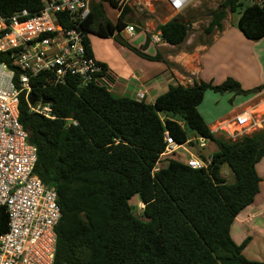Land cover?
Returning <instances> with one entry per match:
<instances>
[{
	"label": "trees",
	"instance_id": "trees-1",
	"mask_svg": "<svg viewBox=\"0 0 264 264\" xmlns=\"http://www.w3.org/2000/svg\"><path fill=\"white\" fill-rule=\"evenodd\" d=\"M105 2L120 11L116 23L107 16ZM124 3L92 4L81 23L90 55L89 34L109 38L123 33L128 25L124 20L132 11ZM43 6V0H0V15L12 17L27 10L33 16ZM240 8L239 30L250 41L263 39L264 6L253 0H224L212 10L204 34L222 31L224 19ZM189 15L195 19L202 12ZM59 21L73 27L69 16H59ZM192 23L190 17L179 16L158 30L166 43L180 46ZM144 49L136 52L158 59ZM0 64L15 69V84L20 87L12 52H0ZM101 66L102 81L86 87L75 79L48 84L47 73L31 79L34 106L44 103L53 118L34 112L27 92L20 94L19 121L38 150L34 174L58 195L61 219L54 264H264L243 254L251 238L238 245L231 235L235 219L260 193L257 165L264 157V129L229 141L215 135L199 111L208 90L248 96L264 92V83L252 90H244L232 77L219 85L178 84L147 103L115 95L111 82L104 79L107 65ZM166 134L179 145H194V137L214 142L217 151L208 169L195 170L170 158L155 171L166 150ZM226 167L233 175L231 182L223 173ZM135 196L144 205L140 217L130 203ZM8 224L7 210L0 206V235Z\"/></svg>",
	"mask_w": 264,
	"mask_h": 264
},
{
	"label": "built area",
	"instance_id": "built-area-1",
	"mask_svg": "<svg viewBox=\"0 0 264 264\" xmlns=\"http://www.w3.org/2000/svg\"><path fill=\"white\" fill-rule=\"evenodd\" d=\"M43 1V9L33 16L27 10L12 17L0 15V52H12L13 65L20 71L17 87L15 69L0 64V206L6 208L9 216L8 230L0 235V264H54L56 227L61 219L56 190L34 174L38 150L19 121L21 92L26 91L28 97L31 79L43 73L50 74L48 84L63 85L68 79H75L81 87L101 82L104 73L101 64L90 55L87 33L81 28L92 4L100 0ZM159 1L174 17L197 7L202 0ZM253 2L264 6V0ZM59 16H69L68 23L73 27L61 24ZM125 30L130 37L135 35L134 26L127 25ZM149 37L155 46L166 43L158 29ZM261 106L264 107V94L258 104L246 107L212 132L232 125L236 129L225 135L235 140L264 129V110L261 114L257 112ZM31 108L53 118L51 109L42 103ZM194 140L197 145L201 142L200 148L206 147V139ZM166 141L161 158L177 157L178 151L184 149L189 152L185 163L192 169H208L211 165V159H202L186 150L188 144L179 145L168 134Z\"/></svg>",
	"mask_w": 264,
	"mask_h": 264
},
{
	"label": "crops",
	"instance_id": "crops-1",
	"mask_svg": "<svg viewBox=\"0 0 264 264\" xmlns=\"http://www.w3.org/2000/svg\"><path fill=\"white\" fill-rule=\"evenodd\" d=\"M240 14L241 12L236 20H228L227 16L223 21V30L214 34L210 43L196 45L191 50H187V44L174 46L164 43L156 46L155 54H147L148 51L147 53L143 51L146 55L157 56V60H148L139 55L135 68L122 61L121 66L113 71L109 60L98 58L94 53L93 56L100 64L107 65L108 71L104 79L111 82V91L115 95L144 99L147 103H154L155 99L166 93L171 86L180 84L189 87L201 81L219 85L228 77L241 82L244 90H250L264 83V38L257 42L248 40L237 27ZM238 43L242 47L244 61L252 65L258 73L257 81L251 86L243 84V81H249L247 77L238 78L240 76L236 74L238 63L235 50ZM232 53H234L233 57ZM240 75H243V72ZM262 94L263 92L248 96H233L232 99L230 97L233 107H227L226 111H220L207 118L203 116V118L211 129L217 124L232 119L234 117L231 115L232 112L247 101L251 102L246 107L258 104L256 98L259 96L260 101ZM219 104L220 99L215 101L214 105L217 108ZM260 178L262 179L260 193L254 203L235 219L231 235L238 245L245 239L251 238L243 254L251 261L264 263V179L262 176Z\"/></svg>",
	"mask_w": 264,
	"mask_h": 264
},
{
	"label": "rangeland",
	"instance_id": "rangeland-1",
	"mask_svg": "<svg viewBox=\"0 0 264 264\" xmlns=\"http://www.w3.org/2000/svg\"><path fill=\"white\" fill-rule=\"evenodd\" d=\"M223 1L224 0H202L200 3L197 4V7L190 8L191 11L189 9L182 15H179L180 17H184L185 19L190 17L194 22L191 24L189 36L186 39V41L182 44V46L187 44L188 45L187 50H191L192 48L196 47V45L198 46L201 44H208L211 42L214 34H216L217 31L214 32L213 35L207 36L204 34V29L210 23L211 18L209 17V14L212 12V10L217 9L218 6ZM126 3L131 8L132 11L130 14H128V16H126L124 22L128 24V26L135 27V35L133 37H130L126 30L123 33H120L119 36H114V37H109V38L100 37L96 34H89L92 52L98 58H105L109 60L112 65L111 70L113 71L117 70L123 62L128 63L130 67L135 68L136 59L140 58L136 50H141L145 48L144 51L145 53H147L146 51H148L147 54L157 53L156 46L154 44H151L150 42H147V39H150L149 37L150 34H154L157 31L159 25L166 23L176 17H179V16L171 17L172 13L159 0H127ZM104 5H105L107 16L114 23H116L117 18L119 17L120 11L116 8L111 7L110 4L107 2H105ZM197 10L201 11L202 15L198 16V18L193 19V16L189 14H191L192 11L196 13ZM240 11H241V8L236 13H233V14L230 13L227 19L236 20L239 16ZM145 45L147 47H145ZM233 56H234V53H232V57ZM235 56L237 57L236 60L238 63L236 74L240 76L238 78L247 77L249 81H243V84H246L247 86H251L255 84V82L258 79V76H257L258 73L254 70L252 65L244 61L242 47L239 43L235 50ZM242 72H243V75H240L242 74ZM254 88L256 87H252L250 90ZM233 96L234 94H229V93L218 94V93H215L209 90L205 94L204 101L200 105L199 111L202 114V116H204L205 118H207V116L210 117L214 114H217L220 111H224V110L226 111L227 107H233V104L231 102V99ZM219 99H220V104L217 105V108H216L214 104H215V101L217 102ZM258 99H259V96L256 98L257 103L259 102ZM250 102L251 101H247L244 105L236 108V110L232 112L231 115L235 116L236 114L244 111V109L246 108V105ZM208 109L210 112L208 111ZM263 110H264V107L261 106L257 111L258 114H261ZM228 117H230V115ZM220 125L221 124H217L216 126L212 127L211 131L215 130ZM184 126L186 127L185 124ZM225 128L227 131L220 130V131L215 132L214 134L226 140H229V141H235L239 139V138H236L234 140V139L229 138L227 135H225V133L227 132L230 133L234 131L236 129L234 126L230 125V126H226ZM191 135L193 136V134ZM192 139H193V143L195 144L192 146L186 145L185 148L186 150L188 151L190 150L192 153L197 154L200 157L204 156L206 159H210L212 154L217 151V146L214 142L206 140L205 141L206 147L202 149L199 147V144L201 142L197 145L196 141L194 140L195 137ZM176 156L177 157H172V156L162 157L160 163L157 165V169L163 166H166L167 160L170 158L185 162L187 158L189 157V152L185 151L184 149H180L178 151V155ZM257 171L259 175L262 176V178L264 179V157L258 163ZM223 173L229 182L234 180L233 175L231 174L230 170L227 167L224 168ZM130 203L135 207L136 215L140 217L142 215L144 205L140 203L139 198L137 196H135L131 200Z\"/></svg>",
	"mask_w": 264,
	"mask_h": 264
},
{
	"label": "water",
	"instance_id": "water-1",
	"mask_svg": "<svg viewBox=\"0 0 264 264\" xmlns=\"http://www.w3.org/2000/svg\"><path fill=\"white\" fill-rule=\"evenodd\" d=\"M213 16L212 13L209 14V17L211 18ZM27 101L29 103L30 106H34L36 104V99L33 93H30L27 97ZM44 104V103H42Z\"/></svg>",
	"mask_w": 264,
	"mask_h": 264
},
{
	"label": "bare ground",
	"instance_id": "bare-ground-1",
	"mask_svg": "<svg viewBox=\"0 0 264 264\" xmlns=\"http://www.w3.org/2000/svg\"><path fill=\"white\" fill-rule=\"evenodd\" d=\"M232 129V128H231Z\"/></svg>",
	"mask_w": 264,
	"mask_h": 264
}]
</instances>
